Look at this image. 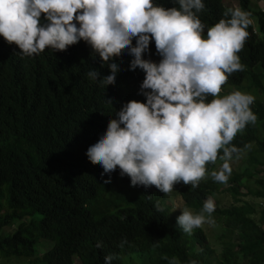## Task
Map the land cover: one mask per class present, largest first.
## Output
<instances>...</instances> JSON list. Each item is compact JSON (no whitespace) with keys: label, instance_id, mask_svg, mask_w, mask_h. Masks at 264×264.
Here are the masks:
<instances>
[{"label":"trees","instance_id":"trees-1","mask_svg":"<svg viewBox=\"0 0 264 264\" xmlns=\"http://www.w3.org/2000/svg\"><path fill=\"white\" fill-rule=\"evenodd\" d=\"M223 1L203 0L201 21L217 23L229 8ZM153 2L178 7L177 0ZM236 2L255 16L257 26H249L250 35L238 53L245 69L229 76L220 95L228 94L229 86L240 89L244 79L251 86L255 102L250 107L258 119L232 143L247 150L249 166L260 164L264 170V13L251 9L248 0ZM19 51L0 36V226L13 218L19 221L11 233L0 235L1 257H23L21 264H75L74 257L79 264H104L109 254L115 257L111 264H169L172 257L180 264H263L264 207L255 217L254 207L240 199L250 194L264 200V181L253 170L231 173L227 184L206 175L195 189L182 182L174 185L183 206L196 211L223 185L233 195L234 203L216 206L214 212L223 221V245L215 252L201 227L191 235L183 232L162 202L165 194L155 186H132L119 167L102 175V167L88 160V147L121 106L133 99L145 101L140 94L144 73L129 70L132 57L127 52L115 58L120 70L115 83L105 88L87 72L97 70L103 78L110 74L108 65L83 40L66 51L49 48L31 57ZM144 58L160 60L154 41ZM221 162L207 164L208 173ZM249 178H254V188L239 192ZM157 200L163 212L156 211ZM39 238L44 249L33 256Z\"/></svg>","mask_w":264,"mask_h":264},{"label":"clouds","instance_id":"clouds-1","mask_svg":"<svg viewBox=\"0 0 264 264\" xmlns=\"http://www.w3.org/2000/svg\"><path fill=\"white\" fill-rule=\"evenodd\" d=\"M177 4L0 0V36L15 44L22 57L49 48L66 51L83 40L108 65L110 74L103 78L97 70L87 72L90 80L105 88L115 83L120 70L115 58L124 52L132 57L129 70L139 68L144 73L140 94L145 101L124 103L98 141L88 147L86 156L102 167V175L119 167L120 175L128 176L132 186H155L165 196L180 182L197 188L206 175L227 184L231 163L244 151L232 141L258 119L250 107L255 102L252 94L237 90L220 95L229 76L245 69L238 53L250 35L252 13L229 7L217 23L206 27L198 15L205 8L203 0H177ZM152 41L158 62L144 58ZM106 102L112 104L111 99ZM217 159L222 161L219 168L208 173L206 165ZM258 199L263 200L257 197L256 205ZM154 207L164 211L159 200ZM180 210L177 225L188 235L205 223L215 224L216 204L211 197L198 212L187 206ZM126 243L124 238L119 246ZM96 247H102V242ZM114 258L105 256L104 264ZM169 264L180 262L172 257Z\"/></svg>","mask_w":264,"mask_h":264},{"label":"rangeland","instance_id":"rangeland-1","mask_svg":"<svg viewBox=\"0 0 264 264\" xmlns=\"http://www.w3.org/2000/svg\"><path fill=\"white\" fill-rule=\"evenodd\" d=\"M223 4L226 5L227 7H233V8L238 7L237 2L234 0H225ZM248 5L251 9H254V10L261 9L264 13V0H248ZM251 19L253 20L252 25H253V28L255 29L257 26L255 16H251ZM202 22L206 25V27L212 26L207 21H202ZM227 88H228V91H227L228 93L232 91H237V90L241 92H246V93L251 92V89H249L251 88V86H248V83L245 82V79L244 81H242L240 89H237L236 87H233V86H229ZM247 155H248L247 150L244 149L240 158L234 159V161L231 163L232 173H238L240 171H243L245 168H249L250 170H253L256 176L262 177L264 181L263 167L260 164H258L254 168L249 166L247 163ZM253 179L254 178H249V180L242 181V184L239 186V192H244L247 189V187L254 188L255 183L253 182ZM239 195L240 194H235V196H239ZM210 197L215 201V204L218 207L229 206L230 204L235 202L233 195L230 194V192L227 189H225L224 185L220 187L218 192L214 193V195ZM256 198L257 197L251 196L250 194H247L246 196H243V195L240 196V199L248 201L254 207L255 211L253 215L255 217L257 216V210H258L257 208L259 207L258 204L256 205ZM162 202L169 207V213L171 215L176 216V218L181 214L180 209L185 207L182 204V200L180 199V196L175 190H173L170 194L166 195L165 201L163 200ZM3 204H4V199H3ZM6 210L7 209L3 207L2 211H6ZM212 215L215 220V224L209 225L205 223L201 228L203 229L206 235V240L208 244L214 249L215 252H218L223 245V238H222L223 236L221 237L220 235L223 221L221 217H216L214 213ZM18 222H19L18 218H13L11 219L10 222L0 226V235L11 233V231L14 230ZM42 242H43V238H39L38 241L35 243V251L33 253V256L40 254L42 250L44 249ZM123 257H125V255H123ZM25 261L26 259L23 257H17L14 255H9L7 257H1L0 255V264H6V263L21 264ZM74 262L75 264L80 263V261L75 259V257H74Z\"/></svg>","mask_w":264,"mask_h":264},{"label":"built area","instance_id":"built-area-1","mask_svg":"<svg viewBox=\"0 0 264 264\" xmlns=\"http://www.w3.org/2000/svg\"><path fill=\"white\" fill-rule=\"evenodd\" d=\"M257 204H258V206H260V207H264V201L261 200V199H258V200H257Z\"/></svg>","mask_w":264,"mask_h":264}]
</instances>
